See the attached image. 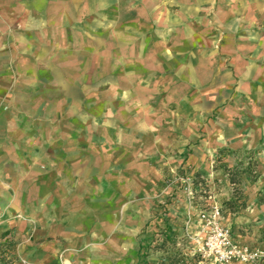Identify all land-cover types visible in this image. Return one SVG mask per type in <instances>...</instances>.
I'll use <instances>...</instances> for the list:
<instances>
[{
  "label": "rangeland",
  "instance_id": "rangeland-1",
  "mask_svg": "<svg viewBox=\"0 0 264 264\" xmlns=\"http://www.w3.org/2000/svg\"><path fill=\"white\" fill-rule=\"evenodd\" d=\"M87 19L60 91L27 90L18 44L0 33L6 264H139L140 246L147 264H212L193 239L212 208L264 250V81L243 88L214 73L198 89L178 66L126 84L121 26ZM105 37L109 52L95 51Z\"/></svg>",
  "mask_w": 264,
  "mask_h": 264
},
{
  "label": "crops",
  "instance_id": "crops-1",
  "mask_svg": "<svg viewBox=\"0 0 264 264\" xmlns=\"http://www.w3.org/2000/svg\"><path fill=\"white\" fill-rule=\"evenodd\" d=\"M86 17L96 26H121L117 74L126 84L135 81L131 76L138 82L146 72L179 66L198 89L214 73L262 89L264 0H0V33L9 32L22 49L18 58L19 47L12 45L27 90H64L78 68L72 38ZM106 39L95 51L109 52ZM4 136L0 127V140Z\"/></svg>",
  "mask_w": 264,
  "mask_h": 264
},
{
  "label": "built area",
  "instance_id": "built-area-1",
  "mask_svg": "<svg viewBox=\"0 0 264 264\" xmlns=\"http://www.w3.org/2000/svg\"><path fill=\"white\" fill-rule=\"evenodd\" d=\"M200 221L201 226L193 239L204 260L212 264H255L264 260V250L234 240L217 208L201 212Z\"/></svg>",
  "mask_w": 264,
  "mask_h": 264
},
{
  "label": "trees",
  "instance_id": "trees-1",
  "mask_svg": "<svg viewBox=\"0 0 264 264\" xmlns=\"http://www.w3.org/2000/svg\"><path fill=\"white\" fill-rule=\"evenodd\" d=\"M6 235V233H4L2 235V237L4 238ZM140 263L139 264H147L146 261H145V251H144V248L142 246H140ZM5 250H4V246H1L0 245V264H6V256H5Z\"/></svg>",
  "mask_w": 264,
  "mask_h": 264
}]
</instances>
